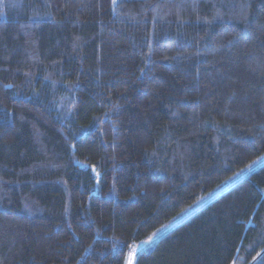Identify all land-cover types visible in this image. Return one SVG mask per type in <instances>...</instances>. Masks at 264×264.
<instances>
[{
  "label": "trees",
  "instance_id": "trees-1",
  "mask_svg": "<svg viewBox=\"0 0 264 264\" xmlns=\"http://www.w3.org/2000/svg\"><path fill=\"white\" fill-rule=\"evenodd\" d=\"M264 155V0H0V264H125ZM134 264H264V163Z\"/></svg>",
  "mask_w": 264,
  "mask_h": 264
},
{
  "label": "rangeland",
  "instance_id": "rangeland-1",
  "mask_svg": "<svg viewBox=\"0 0 264 264\" xmlns=\"http://www.w3.org/2000/svg\"><path fill=\"white\" fill-rule=\"evenodd\" d=\"M263 163H264V155L254 159L239 172L232 175L228 180L224 181L222 184L214 188L212 191L202 196L196 202H194L193 204L182 210L170 221L160 226L149 236L151 237V239H149L148 237L143 241L131 245L126 255L125 264H134L136 254L138 252L149 248L160 236H162L163 234L174 228L177 224L187 219L189 216H191L197 210L202 208L209 201H211L212 199L220 195L222 192L227 190L229 187H231L235 182L247 176L250 172L259 168Z\"/></svg>",
  "mask_w": 264,
  "mask_h": 264
},
{
  "label": "snow or ice",
  "instance_id": "snow-or-ice-1",
  "mask_svg": "<svg viewBox=\"0 0 264 264\" xmlns=\"http://www.w3.org/2000/svg\"><path fill=\"white\" fill-rule=\"evenodd\" d=\"M149 239H151V237H149Z\"/></svg>",
  "mask_w": 264,
  "mask_h": 264
}]
</instances>
